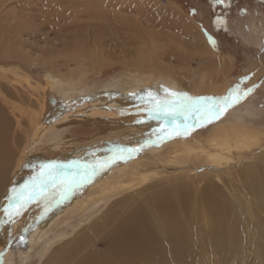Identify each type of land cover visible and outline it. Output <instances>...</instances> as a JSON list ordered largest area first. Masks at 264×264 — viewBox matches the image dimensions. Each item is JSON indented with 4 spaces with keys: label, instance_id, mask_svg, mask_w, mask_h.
Returning <instances> with one entry per match:
<instances>
[{
    "label": "rangeland",
    "instance_id": "1",
    "mask_svg": "<svg viewBox=\"0 0 264 264\" xmlns=\"http://www.w3.org/2000/svg\"><path fill=\"white\" fill-rule=\"evenodd\" d=\"M73 1L79 4L74 5ZM89 1L94 2V6L90 9L87 6ZM67 3L74 5L73 8H70V5V10L68 9L66 12L69 18L56 19L55 17L48 22L36 17V11H26L15 0L8 1L3 7V12L8 14L7 23L23 20L29 25V29L24 32L25 35L23 34L17 39L18 45H15V50L21 57H24V61L22 60L23 62L17 66L5 67L6 69L3 67L4 70L15 68L19 74L22 72L19 76L20 82L16 86L22 91H27L24 94L19 89L21 100H16L14 97L10 99V97L8 102L18 104L14 105L17 109L15 117L12 118V124L16 125L19 121L20 118L17 115L25 114V121L22 120L24 122H21L25 130L28 125L26 120L29 118L28 115L31 113L40 115L45 112L46 102L48 104L51 99V92L43 86V80L47 75H55V77L66 80L68 83H73L78 89L86 88L87 92H97L109 83L115 84L121 89L128 84L132 85L137 79L149 83L148 85L153 88L160 81L170 80L171 77L177 80L184 91L190 89L189 85L192 82H202L204 80L202 78H207L211 74L210 66H206L209 57L205 56L202 47L196 42L194 31L187 26L189 22L198 26H195L201 30L196 31L198 36L202 35L201 32H203L207 47L213 50L227 65H225V79L222 83L225 88L222 89L221 94L215 97L224 96L244 77H250V79L241 86L242 89L257 87L243 102L230 108L220 119L205 126L197 127L188 135H176L168 141H172V144L174 142L184 143V146L191 148V150L179 160L177 158L173 165L168 164L171 170L175 169H173L174 172L169 169L165 173L166 183L160 189H152L137 196L132 195V192H129L130 196L123 192L112 197L114 200L111 198L107 202L98 203L99 206L97 204L83 216L73 218L66 226H60L57 229L58 232L67 231L69 233V238L62 244L69 242L73 237L79 238V243L75 247H70L66 252L67 255L64 254L63 259L65 260L62 263L75 264L81 258L93 254L98 255L102 262L108 260L107 264H264V242L261 239H256L246 248V243L238 248L239 243L236 242L234 228H232L227 233L232 237L233 243L225 244L222 240L215 242L207 234V228L203 222L199 218L197 219L201 215H199V211L203 209L200 198L203 199L208 194L214 196L216 200L224 201V203L226 199H230L229 196L232 194L234 198H237L233 201H237L239 195V199L248 195L246 193H233L232 189H235L236 185L238 186L236 174L235 178H233V174L245 168V166L243 167L245 163L255 164L251 157L247 158L245 153L233 150L230 155L231 159L222 161L221 167L217 169L221 172L219 173L212 171L210 167H206L210 163L206 161L208 159L205 154L202 156L201 150H206L216 132L227 128L235 118L241 117L249 129L264 132V51H262L264 50V0H230V8L227 4L216 5L211 0H67ZM213 5L216 7L214 8ZM169 8L176 13L175 17L165 14V10ZM78 11L83 13L82 16L76 15ZM43 12L46 13L44 8ZM217 18L220 20L219 24L215 23ZM210 39L216 42L218 48L210 43ZM84 52L89 56H98L100 60L97 61H103V63H87L82 57ZM95 59L97 58L95 57ZM25 61L27 65L24 63ZM143 61L147 62V67L141 71L135 67L126 68L124 66V63L141 64ZM225 83L228 85L226 86ZM25 84L27 88L23 86ZM154 91L163 95L160 90L154 89ZM21 95L24 97L22 98ZM74 103L64 105V102L58 99L56 107L58 114L51 116L49 124L56 119H62L72 114V116L80 119L81 114H96L95 111L99 109L88 101L77 100ZM5 108H7L5 111L8 110L9 116L14 115L10 108ZM251 109L261 113L248 118L245 111ZM2 112L3 110L0 108V113L2 114ZM50 112L49 109L48 113ZM14 121L16 122L14 123ZM178 125L175 129H180L181 123L179 122ZM96 126V124L79 122L70 127L67 126V128L89 130V128L93 129ZM7 132L9 135H13L10 129ZM24 135L27 136L28 133L24 132ZM85 137L82 134V138ZM139 145L141 147L137 146L136 150H132L136 154L127 155L122 159H139L146 151L143 148L147 144L143 142ZM170 148H163L159 154L163 157L169 156ZM41 149L45 150L46 148L41 147L40 151H42ZM121 150L117 149L115 152L122 155L132 152ZM11 167L12 164L7 165V169ZM227 167L231 168V171ZM248 167L246 166V168ZM178 173L184 174V176L182 177ZM206 174H209V177ZM219 174L221 175L218 176ZM191 176L193 179H188ZM231 176L236 180V183L232 178V181L230 180ZM167 177L169 178L167 179ZM224 177H228L227 179L234 182L230 183L226 179L229 181L228 183L223 180ZM208 179L216 185L210 181H207L210 183H206ZM152 180H154L153 177H150L147 183L152 182ZM175 180L179 182L177 183ZM97 183L91 180L74 195L84 194ZM208 184H211L208 189L206 188L208 193L206 189L203 192L202 189ZM192 186L195 188H191ZM220 186L221 188H219ZM164 188L165 190H163ZM210 189H213L212 192L215 193L213 194ZM219 189L221 195L223 194L224 197L228 195V198L225 197V199L221 196ZM132 190L134 191L135 188ZM191 190L193 191V199L190 198L192 197ZM196 190L197 192H195ZM202 192L206 195H200ZM192 201L195 202L192 203ZM231 204L237 207L236 202ZM231 204L224 206H232ZM55 208L57 209V207L52 209ZM9 211L14 212L15 210L9 209ZM43 212L44 209L41 204H28L21 215L14 216L13 223L0 228V251L4 253L8 249L13 251L14 256L11 264H40L43 261H40L37 256L43 240L38 241L39 243L30 250L25 243L21 244L18 239L21 235L26 237L23 232L24 228ZM163 214L173 216L179 224L180 231L171 235L170 238L163 237L158 232L161 217H164ZM103 217L104 220L106 218L105 222L101 221ZM131 217H136L139 220V223L136 224L129 221L132 225L131 233L133 232L131 238L130 236L126 237V234L116 232L120 223ZM144 223L147 225H143ZM67 225L73 226L75 229L71 231ZM27 227L29 230V226ZM144 230L147 231L148 236ZM9 233H11V244H9ZM77 233H82L83 236L79 237ZM112 233L115 237L111 236ZM50 237L51 235H49ZM144 238L152 240V250L140 245L142 241L145 242ZM160 247L161 249H159ZM157 249L158 251H156ZM26 254L27 256H25ZM67 256L72 260L68 259Z\"/></svg>",
    "mask_w": 264,
    "mask_h": 264
},
{
    "label": "bare ground",
    "instance_id": "2",
    "mask_svg": "<svg viewBox=\"0 0 264 264\" xmlns=\"http://www.w3.org/2000/svg\"><path fill=\"white\" fill-rule=\"evenodd\" d=\"M8 1L11 0H0V108L3 110L2 114L0 113V219L5 218L4 209L9 205V199L13 196V189L19 193L25 183L28 182L32 176L39 174V166L41 164H52L58 167L73 165L72 170H75L77 165L73 164L74 161L77 162L81 168L84 166L90 168L98 166V162L102 163L110 160V158L116 157L111 160L108 167L97 172L95 177L92 179V182L96 181L98 183L92 186L89 191H87L88 189H85L87 192L84 194L79 193L74 195L70 200L65 202L64 205L57 207V209H51L47 213L43 212L42 214L36 216L34 221L27 225L29 226V230H27V226L23 230L26 236L25 244L30 250L37 243H39L38 241L43 240V244L37 255L40 261L43 260L40 264H63L62 261L65 260L63 259L64 254L68 249H70V247H75V245L79 243V238L77 237L75 239V237H73L69 242L62 244V242L69 238V233H67V231L58 232L57 229L60 226H66L70 220L83 216L98 203L107 202L112 197H115L123 192L127 195L129 194L128 196H130L131 192L132 195L137 196L152 189H160L166 183V177H164V175L170 169V165L168 164L173 165V162L177 158L179 160L186 154L190 153L191 148L184 146V143L174 142V144H172V141L168 142L171 138L176 136L173 134V131L177 126H179L178 124L182 118L177 120L175 125L172 127H170L169 124H163L162 126L161 122L157 119L149 120L147 118V113L143 111L144 108L148 107L145 102L147 97L142 100L141 96H144L146 91H152L154 93V89L161 91V86H163L175 92L187 93L191 97H215L216 95L221 94L223 92L222 89L225 88L224 85L222 86V83H224L225 79L224 72L226 64L213 50L207 47L204 33L201 32L202 35L199 33L200 36H198V30L201 31L199 28H196L198 26L189 22L187 26L194 31L196 42L200 47H202V51L205 56L207 58L209 57V61L206 66H210L211 74L207 76V78H202L204 79L202 82H192V84H188L190 89L188 91H184L183 88L180 87L177 80L171 77L170 80H162L160 82L157 81L159 83L154 85L153 88L148 85L149 83L137 79L132 85L128 84V86L121 89H119L117 85L109 83V85L102 87L100 90H97V92H87L86 88L78 89L73 83H68L66 80L55 77V75H47L46 77L44 76L43 86L51 92H49L51 94V99L48 104L46 102L47 106L45 105V112L40 115H34L32 113L28 115L29 118L26 119L28 121V125L24 124L27 125L25 130L21 124V122L25 121V114L17 115L20 118L19 121H17L16 125L12 124V118L15 117V111L17 109L14 105L17 103L11 104L14 102H8L10 97V99H13L14 97L16 100H21L19 92L20 88L18 89L16 85L20 82L19 76L22 72L19 74V71L15 68L7 70L4 69L9 66H17L24 61V57H21V55L15 50V45H18L17 39L22 37L25 30L29 29V25H27L23 20L13 23L6 22L8 14L3 12V7ZM15 1L26 11H36V17L44 19V21L47 22L52 21L55 17L56 19L67 18L68 16L66 12L68 9L70 10V8H73L76 3L77 5L79 4L76 1V3H74V1L72 2L74 5L72 3L68 4L67 0ZM70 5L71 7L69 8ZM87 6L90 9L94 6V2L89 1ZM43 8L46 10V13L43 12ZM82 14L83 13L80 11L76 13L78 16H82ZM165 14H170L169 16L172 15L174 17L176 16V13L171 8L165 10ZM184 20L187 21L186 19ZM193 40L194 39L192 38V41ZM96 46L98 45L96 44ZM82 57L89 64L103 63V61H97L100 60L98 59V56H89L85 52L82 54ZM95 57L97 59H95ZM24 63L26 64V61ZM124 66L126 68L135 67L137 70L141 71L146 69L147 62L143 61L141 64L129 62L124 63ZM227 85L228 84H226V86ZM23 86L27 88L26 84ZM20 90L22 91V89ZM26 91L22 92L25 94ZM133 93L136 95H131ZM35 95L37 97V94ZM58 99H61V101L64 102V105H71L77 100L88 101L91 105L96 106V108L99 109L95 111L97 112L96 114H81L80 119L76 116H72V114L62 119L55 118L56 120L49 124L51 116L54 114L57 116L58 114L56 109ZM5 107L10 108L14 115L10 114L11 116H9L7 114L8 110L7 112L5 111V109H7ZM49 109L51 110L50 113H48ZM100 109L104 110L101 111ZM258 113L261 112H257L252 109L245 111L248 118H252L253 115ZM137 121L141 122L138 123ZM15 122L16 121H14V123ZM79 122L93 125L96 124L97 126L93 129L89 128V130L83 128H67V126L70 127ZM8 129L13 132V135H9L7 132ZM24 132L28 133V135L25 136ZM19 133L20 136L18 137ZM82 134L86 137L82 138ZM143 142H146L147 144L145 148H143L146 150V153L143 152L144 154L139 157V159H122V157H126L127 155L133 156L136 154L132 150L137 146H140L139 144ZM162 142L167 144H163ZM165 146L171 147L169 150L170 154L169 156L163 157L159 154V152L163 148H166ZM41 147H45L46 149H41L42 151H40ZM117 149L131 150L132 152H127L128 154L125 153L126 155H122L115 152ZM233 150L245 153L247 158L251 157V160L255 162V164L251 165L248 161V164L245 163L243 165L245 168H242V170L241 168H238L241 171L237 170V173L234 172L233 178H235L236 174V180L238 179V183H236V180L233 179L232 176L230 177L231 181L233 179L235 180V183L238 184L236 187L232 185L235 187V189H232L233 193H246L248 195L242 196L240 199V195H237L238 200L233 201L237 199L234 198L233 194L232 196H229L230 199H226L228 198V195L225 196V198L223 194L221 195L219 189L220 195L226 199V204H231L232 202L237 203V207H234L235 205L233 204H231L232 206L225 207L224 205L226 204L224 201L216 200L214 196L208 194V196H204L203 199L200 198V200H202L201 208L203 209L202 211H199V215H201L198 216L197 219L199 218L203 222L204 226L207 228V234L210 235L215 242L222 240L225 244L233 243L234 241L232 237L227 232L234 228V237L236 238V242L239 243L238 248L245 243L246 248L248 244L253 243V241L255 242L256 239H261L264 242V132L249 129L241 117L235 118L234 121L227 126V128L218 130L214 139L209 142L208 148L201 151L203 154L202 156L206 155L208 159L206 161L210 163L206 167H210L212 171L219 172L217 169L221 167L222 161L230 160V155ZM9 164H12V167L7 169V165ZM236 165L239 166L238 164ZM246 166L249 167L246 168ZM173 169L170 170L173 171ZM171 171L170 174H172ZM179 175H181V173ZM206 175L208 176L209 174ZM220 175L221 174L218 176ZM181 176L183 177L184 174ZM150 177H153L154 180L147 183ZM168 178L169 177H167V179ZM189 178L193 179V176L188 177V179ZM227 178L223 180H226ZM210 180H206V183L212 182ZM175 181L177 183L179 182L177 180ZM229 181L227 182L229 183ZM231 181L230 183L234 182ZM184 182L186 181L184 180ZM212 184L215 183L212 182ZM223 184L226 185L225 183ZM189 185L188 187H190ZM208 186H211V184L204 187V189H202L203 192L206 188L208 189ZM133 188H135L134 191L132 190ZM191 188H193V186ZM219 188H221V186ZM163 190H165V188ZM210 191L212 192L213 189H210ZM195 192H197V190ZM203 192L200 193V195L204 194ZM190 193H192V197L190 198L193 199V191ZM212 193L214 194L215 192ZM228 193H230L229 190ZM194 202L192 201V203ZM11 209L12 208H10V210ZM163 215L164 217H161L162 219L158 232L163 237L167 236L170 238L171 235L180 231L179 224L173 216H170L169 214ZM106 218L105 220L104 217L101 218V221L103 220L102 222H105ZM129 221L133 224L139 223V220L136 217L128 218L120 223L116 232L126 234V237L130 236L131 238L133 232L131 233L132 225ZM103 224H100V226H103ZM145 224L146 223L143 225ZM67 227H69L71 231L75 229L73 226L67 225ZM145 230L144 233L148 236V233L147 231L145 232ZM49 235H51L50 238ZM81 235L82 233L77 236L80 237ZM111 236H114V234L112 233ZM151 243L152 240L148 238V240L145 239V242L142 241L140 245L146 249H151ZM154 249L155 248H153V250ZM159 249H161V247ZM156 251H158V249ZM258 251H260L259 248ZM110 253L112 252L110 251ZM13 256V251L11 249L6 250L5 255L3 256V264H11ZM25 256H27V254ZM68 259L71 258L68 257ZM107 261L102 262L98 255L89 254L88 256L75 262V264H107Z\"/></svg>",
    "mask_w": 264,
    "mask_h": 264
},
{
    "label": "snow or ice",
    "instance_id": "3",
    "mask_svg": "<svg viewBox=\"0 0 264 264\" xmlns=\"http://www.w3.org/2000/svg\"><path fill=\"white\" fill-rule=\"evenodd\" d=\"M213 3L216 5L227 4L229 8L231 7L230 0H213ZM215 23H220L219 18H217ZM210 43L218 48L215 41L210 39ZM249 79L250 77L242 78L237 85L230 88L222 97H191L187 93L175 92L161 86L163 95L146 91L144 96H141L142 100L147 97L145 102L148 107L144 108L143 111L147 113L149 120L157 119L161 122L162 126L163 124H169L172 127L177 120L183 118L180 120V129H174L173 134L188 135L195 128L205 126L220 119L226 111L240 104L253 93L257 86L246 89H242L241 87ZM131 95L136 94L133 93ZM115 158H110V160L102 163L98 162V166L91 168L87 166L81 168L74 161L73 164L77 165L75 170H72L73 165L58 167L52 164H41L39 166V174L32 176L19 193L13 189V196L9 199V205L4 209L6 219H0V228H3L6 224L10 225L13 223L14 216L21 215L28 204H41L44 212L47 213L53 207H58L68 201L85 184L90 183L98 171L108 167L111 160ZM10 208L15 211L10 212ZM9 237V244H11V233H9ZM18 239L21 244L25 243L23 235L19 236ZM4 255L5 253L0 251V264H3Z\"/></svg>",
    "mask_w": 264,
    "mask_h": 264
},
{
    "label": "flooded vegetation",
    "instance_id": "4",
    "mask_svg": "<svg viewBox=\"0 0 264 264\" xmlns=\"http://www.w3.org/2000/svg\"><path fill=\"white\" fill-rule=\"evenodd\" d=\"M212 2H213V0H211ZM213 7L215 8L216 7V5H213Z\"/></svg>",
    "mask_w": 264,
    "mask_h": 264
}]
</instances>
